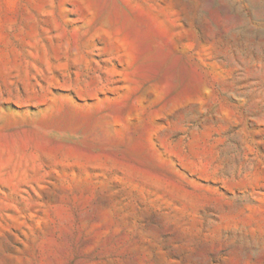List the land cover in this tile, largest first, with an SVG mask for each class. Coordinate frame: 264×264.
Masks as SVG:
<instances>
[{
  "label": "rangeland",
  "instance_id": "rangeland-1",
  "mask_svg": "<svg viewBox=\"0 0 264 264\" xmlns=\"http://www.w3.org/2000/svg\"><path fill=\"white\" fill-rule=\"evenodd\" d=\"M0 264H264V0H0Z\"/></svg>",
  "mask_w": 264,
  "mask_h": 264
}]
</instances>
